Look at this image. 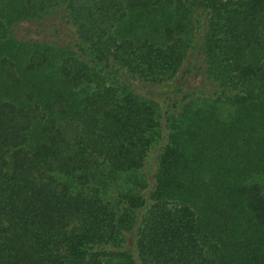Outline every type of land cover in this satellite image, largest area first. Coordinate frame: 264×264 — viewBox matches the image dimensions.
Returning a JSON list of instances; mask_svg holds the SVG:
<instances>
[{
    "label": "trees",
    "instance_id": "trees-1",
    "mask_svg": "<svg viewBox=\"0 0 264 264\" xmlns=\"http://www.w3.org/2000/svg\"><path fill=\"white\" fill-rule=\"evenodd\" d=\"M0 264H264V0H0Z\"/></svg>",
    "mask_w": 264,
    "mask_h": 264
}]
</instances>
